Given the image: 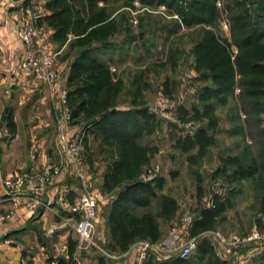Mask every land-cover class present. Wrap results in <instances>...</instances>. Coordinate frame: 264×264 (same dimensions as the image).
Instances as JSON below:
<instances>
[{
  "label": "trees",
  "instance_id": "1",
  "mask_svg": "<svg viewBox=\"0 0 264 264\" xmlns=\"http://www.w3.org/2000/svg\"><path fill=\"white\" fill-rule=\"evenodd\" d=\"M221 1L222 11L227 13L230 23L228 37L219 36L214 30L219 16L217 0L45 1L48 13L44 21L53 31L52 42L66 45L62 59L68 61L67 102L73 125L85 128V159L92 165L90 134L99 137L100 147L107 148L105 152L111 155L99 186L101 193L112 196L106 205V233L101 242L109 253L125 252L138 240H158L162 236L160 226L169 223L178 209L177 200L162 192V176L150 181L140 179L157 148L139 141L161 125L156 112H151L143 101L142 90L150 86L144 82L150 67L136 71L126 88L124 77L111 71L95 54L99 47L110 46L111 37L122 30L127 33L124 43L139 38V34L123 26L128 22L129 12L137 9L135 3L142 8L164 6L175 17L168 34L174 36L182 29L191 30L187 32L191 38L190 68L201 85L190 108L179 105L178 118L195 121L197 125L192 132L180 130L173 147L185 154L189 167H196L216 143L217 109L226 107L232 123L230 133L242 140L235 153L220 157V165L210 174L212 183L219 177L226 185L211 192L214 206L200 208L192 223L191 235H199L226 220L227 210L234 208L236 198L244 195L245 190L249 191L247 229L254 226L264 232V0ZM114 3L118 5L112 7ZM120 9L128 13L114 15ZM138 26L144 30L141 17ZM183 53L182 47L171 44L165 62L156 65L174 69ZM163 85L164 92L169 94L168 78ZM169 123L181 129L180 124ZM7 128L9 132L14 129L11 119L7 120ZM195 173V195L201 203L204 201L203 176ZM76 245L77 240L69 236L70 259ZM253 259L264 264V251ZM57 260L66 263L63 257ZM142 264L231 263L219 259L210 240L204 237L187 257L174 255L156 260L153 253H149Z\"/></svg>",
  "mask_w": 264,
  "mask_h": 264
},
{
  "label": "crops",
  "instance_id": "2",
  "mask_svg": "<svg viewBox=\"0 0 264 264\" xmlns=\"http://www.w3.org/2000/svg\"><path fill=\"white\" fill-rule=\"evenodd\" d=\"M46 0H0V211L10 208L5 195L4 182L31 167L40 168L48 162H60L57 148L61 107L58 101L59 88L65 87L68 61L59 64V79L49 86L20 69L23 45L17 30L22 20L33 16L38 36L53 49V31L44 21L47 14ZM14 124L8 131L7 120ZM86 160V159H85ZM60 179L46 187L40 194V203L31 212L25 202L16 208L13 216L0 223V264H49L54 256H60V248L67 247L68 237L76 239L72 224L79 215L67 211L57 204L58 188L68 184L71 189L67 202H75L80 185L70 170L62 165ZM92 175V186L99 193V186ZM54 232L50 234L48 230ZM89 251H80L75 264H136L134 249L122 253H109L103 249V238L98 237ZM76 250V249H75ZM92 250V259L86 253ZM156 260L160 259L154 254ZM58 257V258H59ZM170 257V256H169ZM67 264V260H65ZM61 264V263H59Z\"/></svg>",
  "mask_w": 264,
  "mask_h": 264
},
{
  "label": "rangeland",
  "instance_id": "3",
  "mask_svg": "<svg viewBox=\"0 0 264 264\" xmlns=\"http://www.w3.org/2000/svg\"><path fill=\"white\" fill-rule=\"evenodd\" d=\"M118 3H114L111 6L116 7ZM137 9L129 12V18L127 24L134 34H142L141 37L132 43H124L126 32L122 30L120 33L111 37V43L108 47H99L95 50V54L106 62L110 66V70L122 75L125 80L126 88L130 86V82L138 70H144L150 67L149 76L146 77L144 82L150 84L148 88L142 90L143 101L151 112H156L157 117L160 119L161 125L153 133L140 139L142 144H149L156 146L157 152L150 159L149 164L145 167V172L151 169L155 164L159 165V172L157 176L164 178V184L162 192L171 195L177 200L178 209L175 217L167 224L160 226L162 236L152 242H165L167 245L172 246L174 242L172 228L176 225V222L180 216L187 211L191 216H196L202 207L207 206L206 200L210 199L211 192L218 189V185L212 183L210 174L214 169L220 165V157L227 154H233L237 151L238 145L242 140L236 135L230 133L232 123L229 120L228 112L229 108H218L217 114L219 115V129L216 133V143L212 145L207 154L202 157L199 164L196 167H189L185 159V154L176 150L173 144L176 139V135L180 130H184L183 127L175 128L170 125L169 122H175L178 124L187 122L179 120V109L176 110L173 118H168L158 111L156 107V97L159 92H162L169 98H179L180 104L186 108H190L191 104L196 101V90L200 87L201 82L194 78L195 72L190 68L192 57L188 55V51L191 47V38L187 34L191 30L182 29L180 33L176 35L168 34V30L173 27L174 16L164 6L157 8H142L138 3L135 5ZM216 6L219 9V16L217 19V27L215 32L219 36H229V19L227 13L222 11L223 3L221 0H217ZM120 12H127L120 9L114 12V15H118ZM144 20V30L139 29V18ZM222 23L226 24L223 27ZM188 32V33H187ZM168 35V37H167ZM53 50L56 52V66L63 62L62 56L65 52V44L60 45L58 42H52ZM182 47L184 53L179 56L177 60V66L172 69L170 66L159 68L156 64L165 62L167 57L168 48L170 45ZM146 76V75H144ZM168 78L170 82L171 92H164V80ZM191 86L194 90L191 93H185V89ZM125 105H121L124 107ZM167 114V112H164ZM243 119V117H241ZM195 122V121H194ZM197 125V122H195ZM89 151L92 152V165L85 160L86 170L93 175L96 179L98 186L101 185L102 177L106 171L107 166L111 162V155L105 150L107 148H101L100 138L95 135H89L88 137ZM150 171V170H149ZM203 176L202 185L204 187V201L201 203L196 198V173ZM142 176H141V178ZM218 179H222L219 178ZM226 184V183H225ZM99 201L97 206V217L95 225V233L93 240L98 244L99 238L104 239L106 233V225L104 221V215L106 211V205L111 195H106L99 191ZM249 191L245 190V194L236 198L234 208L227 210L226 220L221 221L215 228L206 229L198 235V241L202 238H208L213 246L214 254L221 260H225L231 264L233 262V253L230 252L225 246H222L215 238L210 237L208 234L212 231H220L224 235L230 233H236L239 235H245L253 228L247 229L248 219H250V213L248 212L247 204L249 203ZM242 228V229H241ZM247 232H242V231ZM175 234V233H174ZM175 237V236H174ZM173 238V239H172ZM145 240V239H144ZM148 240V239H146ZM173 240V241H172ZM151 241V240H149ZM171 241V243H170ZM198 244V243H197ZM93 247V246H92ZM90 250V248H89ZM88 250V251H89ZM92 250L86 253L88 259H92ZM249 264H258L252 258Z\"/></svg>",
  "mask_w": 264,
  "mask_h": 264
},
{
  "label": "built area",
  "instance_id": "4",
  "mask_svg": "<svg viewBox=\"0 0 264 264\" xmlns=\"http://www.w3.org/2000/svg\"><path fill=\"white\" fill-rule=\"evenodd\" d=\"M37 17L33 16L23 19L18 27L17 33L23 45V54L19 65L25 74L52 86L59 79V70L56 66V52L38 36L35 25ZM222 25L226 27L225 23H222ZM235 51L233 47V52ZM193 90L191 86H188L185 89V93H191ZM58 101L61 107V114L58 122L59 133L56 141L61 161L58 163L50 161L40 168L31 167L20 172L15 177L5 180L4 191L11 204L7 211H0V223L9 220L21 202H25L26 208L33 212L40 203L41 192L60 179L63 171L62 165L66 166L72 176L79 182L81 193L78 199L70 204L67 202L66 196L71 187L63 183L57 190V204L67 211L79 215V219L72 224L77 240L76 250L70 259L67 247L62 246L60 248V256L68 261L67 264H75L80 251H88L92 245H95L93 237L99 194L93 190L92 175L85 168L83 141L85 128L83 126H74L72 123L66 87L59 88ZM155 102L158 111L168 118L174 117L180 105L179 98H169L162 92L157 94ZM164 112H167V114H164ZM180 126L185 129V132H192L196 124L190 120L181 123ZM149 170L142 175L144 181H150L157 177L159 165L155 164ZM214 183L218 185V188L221 185H226L221 179H217ZM206 202V207L214 206L211 197ZM195 217V215L191 216L187 211L180 216L176 225L172 228V234L175 236H173L175 238L174 242L171 243L170 241L172 246L167 245L165 242H152L146 239L133 243L130 248L136 252L135 263L142 264L149 253L157 254L160 259L174 255L187 257L192 254L197 248L199 236L191 235V226ZM48 232L52 234L54 229L50 228ZM204 234L215 238L222 246H225L232 252L234 257L233 262H236V264H249L252 258L264 251V232H260L256 228H253L245 235L236 233L224 235L220 231L204 232ZM125 253H122V255H125ZM58 257L54 256L49 264H59Z\"/></svg>",
  "mask_w": 264,
  "mask_h": 264
},
{
  "label": "water",
  "instance_id": "5",
  "mask_svg": "<svg viewBox=\"0 0 264 264\" xmlns=\"http://www.w3.org/2000/svg\"><path fill=\"white\" fill-rule=\"evenodd\" d=\"M40 22H41V17H38L37 18V23L40 24ZM141 35L142 34L140 33L139 36L141 37ZM5 113H6V110L3 112L2 116H1L0 127H1L2 122L5 120Z\"/></svg>",
  "mask_w": 264,
  "mask_h": 264
}]
</instances>
